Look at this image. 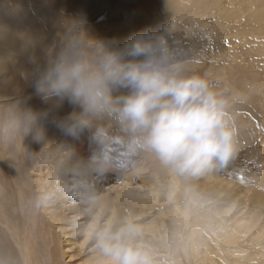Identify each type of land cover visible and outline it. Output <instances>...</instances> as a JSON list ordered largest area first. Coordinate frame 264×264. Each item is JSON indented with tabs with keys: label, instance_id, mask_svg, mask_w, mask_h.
Listing matches in <instances>:
<instances>
[{
	"label": "bare ground",
	"instance_id": "obj_1",
	"mask_svg": "<svg viewBox=\"0 0 264 264\" xmlns=\"http://www.w3.org/2000/svg\"><path fill=\"white\" fill-rule=\"evenodd\" d=\"M77 16L86 17L91 37L120 42L167 26L186 73L206 77L235 104L236 149L222 168L184 178L108 124L97 142L87 133L72 141L53 123L45 147L19 132L0 135V264H65L75 256L102 264L88 220L114 230L137 222L153 264H188L191 257L227 264V254L235 264H264V0H0V121L19 106L47 107L28 85L36 67L30 58L43 65L62 22ZM71 110L65 104L59 114ZM113 182L110 194L101 193ZM132 184L143 191L134 193ZM70 188L76 197L66 194ZM65 194L78 204L61 203ZM74 217L84 227L70 228L78 226ZM186 229L191 237L179 245Z\"/></svg>",
	"mask_w": 264,
	"mask_h": 264
},
{
	"label": "clouds",
	"instance_id": "obj_2",
	"mask_svg": "<svg viewBox=\"0 0 264 264\" xmlns=\"http://www.w3.org/2000/svg\"><path fill=\"white\" fill-rule=\"evenodd\" d=\"M86 17L66 18L43 65L26 75L47 105L19 106L0 121V135L19 132L43 147L47 124L72 141L97 142L115 126L140 154L174 176L199 178L222 168L236 149L232 102L204 76L188 75L169 45L167 26L140 30L123 42L93 38ZM22 104V102H21ZM65 104L71 111L60 115ZM106 164L103 156L93 157ZM131 221L94 230L102 264H153Z\"/></svg>",
	"mask_w": 264,
	"mask_h": 264
},
{
	"label": "rangeland",
	"instance_id": "obj_3",
	"mask_svg": "<svg viewBox=\"0 0 264 264\" xmlns=\"http://www.w3.org/2000/svg\"><path fill=\"white\" fill-rule=\"evenodd\" d=\"M263 89V88H262ZM262 89H260V90H262ZM262 91H264V89L262 90ZM235 104H232V114L233 113H235ZM238 121V120H237ZM33 174V176H37V177H39L40 179H42V181L45 179V175H44V177H42V176H38V175H36V174H38V173H35V172H32ZM104 184V183H103ZM118 184L117 183H115V182H113V183H110V185H107V186H104V188H102V191H101V193H105V194H107V193H109V192H111V189L112 188H115L116 186H117ZM110 186H112V188H109ZM105 187H108V189L106 190L105 189ZM139 185L138 184H132L130 187H129V189H131V190H133V192L135 193L136 192V190H140L141 192L143 191V189L142 188H140L139 189ZM46 192H48L49 194L47 195L48 197H54V193H52L50 190H48V188H45L44 189ZM38 191V190H37ZM66 191V194H69L70 192H71V195L72 196H74V197H76L75 196V194H76V192L75 191H73L72 190V188H70V189H66L65 190ZM64 195V196H62L61 197V203H63V202H65V201H68V203L67 204H69V203H71V202H73V203H77L78 204V202H79V200H78V198L77 199H72V198H68V196L67 195ZM110 194V193H109ZM108 194V195H109ZM112 194V193H111ZM55 195L58 197V196H60L59 194H58V192L57 193H55ZM107 198H108V196H107ZM54 202H55V200H52L51 201V204L55 207V206H60L61 205V203H58V205H55L54 204ZM183 216H184V219L186 220L185 222L186 223H188L189 222V218H190V216H191V212H190V210H189V208H188V206H185L184 207V210H183ZM75 218V217H74ZM78 218H75V223L78 225L77 227H70V228H82V227H84V225H81V222L82 221H80L79 219L77 220ZM71 222V221H70ZM91 221L90 220H88L87 221V223H88V225L89 224H91L90 225V229H91V236L93 237V232H94V230H98V229H100V228H102V227H100V225L98 226V225H94L95 224V222L94 223H90ZM115 224L118 222H116V220H114L113 221ZM131 222H133V223H135V224H138L137 222H135V221H131ZM114 224V225H115ZM87 225V226H88ZM139 225V224H138ZM119 227H122V225H120ZM118 227V228H119ZM144 230V228L143 227H141V229H140V232H142ZM143 232H145V230L143 231ZM185 232H187V229L185 230ZM184 231H183V233H182V235H181V237L179 236V238L177 239L178 240V242H179V245L180 244H187V242H188V239L191 237V236H189V233L187 232V233H185ZM93 240H91V242H92ZM222 244V243H221ZM224 246V244L222 245V247ZM229 247H227L226 246V248L224 247V248H222V250L223 251H226V252H230L229 251V249H228ZM242 248V247H241ZM225 259H227V264L229 263V264H235V256H233V255H230L229 256V254H227V256H226V258ZM194 260V258H192L191 257V259L189 260V263L188 264H194V262H195V260ZM64 261H65V264H82L83 263V261H82V259H81V257L79 256V257H77V256H75V257H73V258H68V257H65V259H64ZM163 262H161L160 264H162ZM159 264V263H158ZM166 264V263H165Z\"/></svg>",
	"mask_w": 264,
	"mask_h": 264
},
{
	"label": "snow or ice",
	"instance_id": "obj_4",
	"mask_svg": "<svg viewBox=\"0 0 264 264\" xmlns=\"http://www.w3.org/2000/svg\"><path fill=\"white\" fill-rule=\"evenodd\" d=\"M233 155H234V154H233ZM233 155H232V156H233ZM228 161H229V160H228ZM228 161H227V162H228Z\"/></svg>",
	"mask_w": 264,
	"mask_h": 264
}]
</instances>
